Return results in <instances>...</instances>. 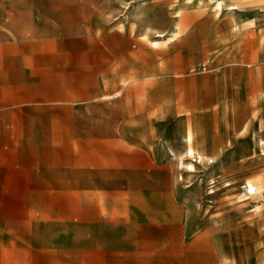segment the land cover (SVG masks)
I'll list each match as a JSON object with an SVG mask.
<instances>
[{"label":"rangeland","instance_id":"374dc122","mask_svg":"<svg viewBox=\"0 0 264 264\" xmlns=\"http://www.w3.org/2000/svg\"><path fill=\"white\" fill-rule=\"evenodd\" d=\"M88 18L90 29L58 38L56 55L26 71L23 116L39 122L24 127L39 135L26 145L39 144L48 165L55 140L81 135L110 165L121 135L135 150L120 160L173 188L185 241L201 246L206 264H264V0H120ZM92 35L121 57H81L97 48L83 43ZM125 118L135 120L120 125ZM48 198L31 191L26 206Z\"/></svg>","mask_w":264,"mask_h":264},{"label":"crops","instance_id":"0c3cea01","mask_svg":"<svg viewBox=\"0 0 264 264\" xmlns=\"http://www.w3.org/2000/svg\"><path fill=\"white\" fill-rule=\"evenodd\" d=\"M119 7L120 0H0V264H206L201 246L194 250V241H185L188 219L175 208L173 188L148 183V172L138 175L134 160H120L121 151L134 152L131 140L118 135L110 142L118 152L110 165L81 135L55 140L48 165L41 164L39 144L26 145L39 138L24 129L39 125L23 116L32 85L26 71L33 76L42 56L56 55L58 38L90 29V14ZM82 40L97 48L81 57H121L102 36ZM127 52L138 57L137 50ZM139 55L147 57L142 49ZM137 106L148 116L147 99ZM31 191L48 201L26 206Z\"/></svg>","mask_w":264,"mask_h":264},{"label":"bare ground","instance_id":"6f19581e","mask_svg":"<svg viewBox=\"0 0 264 264\" xmlns=\"http://www.w3.org/2000/svg\"><path fill=\"white\" fill-rule=\"evenodd\" d=\"M157 36H163L162 33H158ZM188 142V141H187ZM190 144V143H189ZM195 150V149H194ZM197 157L201 158L202 156L200 154H198V152H196ZM191 167V166H190ZM249 187L252 189V185L250 184ZM255 190V189H254Z\"/></svg>","mask_w":264,"mask_h":264}]
</instances>
